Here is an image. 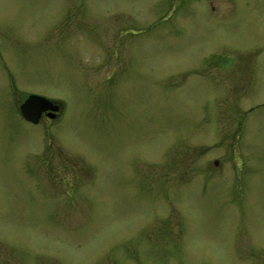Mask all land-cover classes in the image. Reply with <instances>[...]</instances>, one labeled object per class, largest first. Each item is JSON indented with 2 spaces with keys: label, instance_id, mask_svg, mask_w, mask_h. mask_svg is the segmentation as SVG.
Segmentation results:
<instances>
[{
  "label": "rangeland",
  "instance_id": "rangeland-1",
  "mask_svg": "<svg viewBox=\"0 0 264 264\" xmlns=\"http://www.w3.org/2000/svg\"><path fill=\"white\" fill-rule=\"evenodd\" d=\"M0 264H264V0H0Z\"/></svg>",
  "mask_w": 264,
  "mask_h": 264
},
{
  "label": "water",
  "instance_id": "water-1",
  "mask_svg": "<svg viewBox=\"0 0 264 264\" xmlns=\"http://www.w3.org/2000/svg\"><path fill=\"white\" fill-rule=\"evenodd\" d=\"M60 104L45 96L31 93L19 105V112L29 122L37 124L44 112L50 118L55 117Z\"/></svg>",
  "mask_w": 264,
  "mask_h": 264
},
{
  "label": "flooded vegetation",
  "instance_id": "flooded-vegetation-1",
  "mask_svg": "<svg viewBox=\"0 0 264 264\" xmlns=\"http://www.w3.org/2000/svg\"><path fill=\"white\" fill-rule=\"evenodd\" d=\"M43 117H45V115H43Z\"/></svg>",
  "mask_w": 264,
  "mask_h": 264
}]
</instances>
